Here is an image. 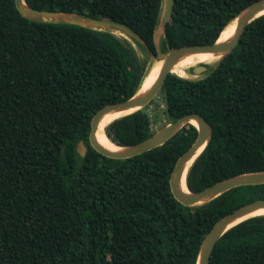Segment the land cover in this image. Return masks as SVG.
Instances as JSON below:
<instances>
[{
    "label": "trees",
    "instance_id": "1",
    "mask_svg": "<svg viewBox=\"0 0 264 264\" xmlns=\"http://www.w3.org/2000/svg\"><path fill=\"white\" fill-rule=\"evenodd\" d=\"M14 1L0 0V264H196L215 222L264 199V184L233 188L194 208L176 201L170 177L196 140L191 124L132 158L101 156L89 146V121L136 93L147 59L107 31L26 19ZM24 1L33 9L121 22L156 52L162 0ZM256 1L175 0L160 50L213 44ZM207 57L180 61L197 66ZM220 59L201 80L168 73L157 94L167 123L196 113L212 127L187 173L191 192L264 171V15ZM152 104L108 123V140L125 147L151 137L160 119L148 112ZM209 264H264V216L223 234Z\"/></svg>",
    "mask_w": 264,
    "mask_h": 264
},
{
    "label": "water",
    "instance_id": "2",
    "mask_svg": "<svg viewBox=\"0 0 264 264\" xmlns=\"http://www.w3.org/2000/svg\"><path fill=\"white\" fill-rule=\"evenodd\" d=\"M174 1L175 0H162L161 2L159 17L157 18L158 22L153 32V42L156 48L155 54L149 50V48L142 41L141 37L132 28L121 22L106 19L86 18L85 16L83 17L82 15L73 13L33 9L29 7L24 0H15L14 2L19 14L31 21L65 23L92 30L107 31L113 34L115 33L110 30L118 31L124 34L127 38L139 43L142 46V50L144 49V57H147V68L150 67L151 64H155V62H162L157 77L152 86L142 92H139L145 80V75L140 83L138 90L132 97L123 102L104 106L93 115L91 121H89L90 130L88 135V142L89 146L97 153L101 154V156L112 159H128L162 146L167 140L172 138L183 126H185V124L193 125L197 130L196 140L191 145V147L177 159L171 173L169 185L171 190L170 192L172 193L176 201H178L183 206L194 208L207 204L208 202L222 195L224 192H227L233 188L264 184V171H259L238 174L223 179L198 192H191L188 189L186 183L188 170L196 160V157H198L202 153V151L208 144L212 134L211 125L202 116L196 113L185 114L175 122L169 123L168 125L155 132L151 137L138 144L125 147L117 146L114 144V146L120 148V150L117 151L106 149L97 141V132L100 129V125L109 114L114 112H128L136 109L133 112L123 115L126 116L148 105L160 91V87H162L168 73H172L171 71L173 67L180 60L186 57V55L210 54L213 56H220V62L222 58L232 52V50L236 47L247 25L258 17L264 15V0H258L248 5L239 12L237 17L235 18L234 34L230 38L222 41V43L218 41V37V39L213 44L183 46L162 52L157 45L156 38L158 39L162 35L164 36L166 24L169 21L173 11ZM57 15H63L70 18L65 21L50 20L51 17ZM124 39L127 40L126 38ZM216 67L217 64L213 68L215 69ZM191 71L193 74L201 75L207 71V66L197 65L192 67ZM203 78H205V76H199L196 78V80H201ZM103 134L105 135L104 129ZM77 151L80 156H83L86 149L82 144H79L77 146ZM184 174L185 186L187 191H183L182 188ZM259 210H264V199L256 201L253 200V202L237 208L233 212L223 216L218 221H216L211 230L204 237L200 245L196 264H209L211 252L215 244L223 236V234L248 218H254L255 216H264V214L252 215Z\"/></svg>",
    "mask_w": 264,
    "mask_h": 264
},
{
    "label": "bare ground",
    "instance_id": "3",
    "mask_svg": "<svg viewBox=\"0 0 264 264\" xmlns=\"http://www.w3.org/2000/svg\"><path fill=\"white\" fill-rule=\"evenodd\" d=\"M263 13H261V14H263ZM68 18H70V17H66V16H63V15H57V16L51 17L50 20L65 21ZM110 31L114 32L116 35H118L120 37L126 38L127 40H131V39L127 38L124 34L118 32V31H115V30H110ZM234 31H235V20L230 22V24L221 32L218 41L222 43V41L230 38L234 34ZM131 43L135 47H137L139 51L142 50V46H140L139 43H137V42H135L133 40H131ZM218 58H219V56H213V55L208 54L207 59L201 65H206V66H209V67L212 68V67H214V65H215V63H216ZM160 63H162V62H160ZM192 67H194V65L185 64V63L179 61L173 67L171 72H172V74H174V75H176L178 77H181V78H195L196 74L191 73V68ZM207 72H208V70L206 72H204L203 74H206ZM156 77H157V63L155 62V64H153V65L151 64V66L147 68L146 77H145V80H144L139 92H142V91L148 89L150 86H152V84L155 81ZM135 110H131V111H128V112H117V113L114 112V113L109 114L103 120V122L100 125V129L97 132V141H98V143L101 146H103L104 148L109 149V150H114V151L120 150V148L114 146V144L112 142H110L108 140V138H106V136L103 134V129L111 121H113V120H115V119H117V118H119V117H121V116H123L125 114L133 112ZM185 174L183 175V181H182L183 191H187L186 186H185ZM263 214H264V210H259V211L255 212V213H253L252 215H263Z\"/></svg>",
    "mask_w": 264,
    "mask_h": 264
},
{
    "label": "rangeland",
    "instance_id": "4",
    "mask_svg": "<svg viewBox=\"0 0 264 264\" xmlns=\"http://www.w3.org/2000/svg\"><path fill=\"white\" fill-rule=\"evenodd\" d=\"M163 35L161 36V37H159L158 39L156 38V41H157V45H158V47L159 48H161V41H162V39H163ZM131 45H132V48L135 50V53H136V55H138L141 59H146L145 57H144V54H143V51L141 50V51H139L138 50V48L137 47H135L132 43H131V40H129L128 41ZM141 46V45H140ZM204 74H201V75H196V77L195 78H197V77H199V76H203ZM195 78H192V79H195ZM160 104H162V101H161V98L160 97H158L157 95L154 97V99H153V104H152V108H149L148 110V112L149 113H151V115L152 116H154V113L156 114V115H159V120L157 121V122H155V124H153V126L157 129V131L158 130H160L161 128H163L164 126H166V125H168L169 123H167V120H166V118L163 116V114H162V109H164V105L162 106V105H160ZM156 105H160V107H159V109H158V111H153V109L155 108V106Z\"/></svg>",
    "mask_w": 264,
    "mask_h": 264
},
{
    "label": "built area",
    "instance_id": "5",
    "mask_svg": "<svg viewBox=\"0 0 264 264\" xmlns=\"http://www.w3.org/2000/svg\"><path fill=\"white\" fill-rule=\"evenodd\" d=\"M162 105V104H161ZM163 106V105H162ZM151 130H156V128L154 126L151 127Z\"/></svg>",
    "mask_w": 264,
    "mask_h": 264
}]
</instances>
